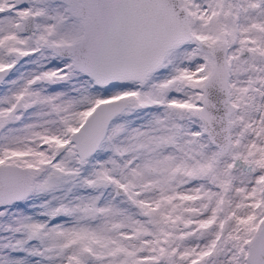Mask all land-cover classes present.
Listing matches in <instances>:
<instances>
[{"label":"snow or ice","instance_id":"obj_1","mask_svg":"<svg viewBox=\"0 0 264 264\" xmlns=\"http://www.w3.org/2000/svg\"><path fill=\"white\" fill-rule=\"evenodd\" d=\"M0 264H264V0H0Z\"/></svg>","mask_w":264,"mask_h":264}]
</instances>
